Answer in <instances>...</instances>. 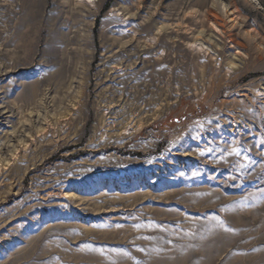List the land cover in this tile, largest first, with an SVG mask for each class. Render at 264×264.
I'll list each match as a JSON object with an SVG mask.
<instances>
[{"label":"rangeland","instance_id":"1","mask_svg":"<svg viewBox=\"0 0 264 264\" xmlns=\"http://www.w3.org/2000/svg\"><path fill=\"white\" fill-rule=\"evenodd\" d=\"M0 264H264V0H0Z\"/></svg>","mask_w":264,"mask_h":264},{"label":"snow or ice","instance_id":"2","mask_svg":"<svg viewBox=\"0 0 264 264\" xmlns=\"http://www.w3.org/2000/svg\"><path fill=\"white\" fill-rule=\"evenodd\" d=\"M233 151H235V149H233Z\"/></svg>","mask_w":264,"mask_h":264},{"label":"bare ground","instance_id":"3","mask_svg":"<svg viewBox=\"0 0 264 264\" xmlns=\"http://www.w3.org/2000/svg\"><path fill=\"white\" fill-rule=\"evenodd\" d=\"M7 121V120H6ZM8 122V121H7ZM4 123V122H3Z\"/></svg>","mask_w":264,"mask_h":264}]
</instances>
